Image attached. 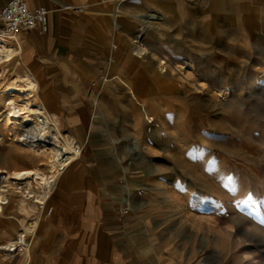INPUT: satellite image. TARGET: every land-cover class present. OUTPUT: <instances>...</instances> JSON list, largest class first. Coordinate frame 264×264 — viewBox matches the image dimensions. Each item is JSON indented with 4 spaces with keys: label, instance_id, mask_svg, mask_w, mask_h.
<instances>
[{
    "label": "rangeland",
    "instance_id": "374dc122",
    "mask_svg": "<svg viewBox=\"0 0 264 264\" xmlns=\"http://www.w3.org/2000/svg\"><path fill=\"white\" fill-rule=\"evenodd\" d=\"M116 2L105 0L91 8L111 11ZM126 10L134 11L131 5ZM138 16L144 30L140 33L137 23L133 32L115 33L117 38L109 35L98 68L96 64L93 68L92 64H75L80 72L91 68L92 75L83 74L82 81L75 80L69 67L63 75L44 76V91L50 93L52 105L61 109L73 128L79 122V112L89 127L96 110L102 118L96 132L87 131L86 167L50 206L48 200L37 232H24L20 196L9 194L1 210L0 242L21 236L27 241L13 249L10 264H97L101 258L115 264L116 256L109 253L106 258L95 250L94 243L89 251L71 252L70 230L82 219L98 224L108 211L107 216L120 224L119 230L107 237L114 252L118 243L129 238L133 212L140 215L145 211L137 204L147 197L156 208L157 229L164 235L162 242L155 238L158 243L148 253L151 264H196L200 260L264 264V39H259L264 35L239 30L243 22L233 24L227 15L209 23L169 18L161 24L160 33L153 28L166 19L163 11ZM29 32L38 37L43 34L38 30L19 33ZM135 34L140 37L134 40L142 41L149 52L142 57L133 50ZM85 35L89 40L91 35ZM149 35H156L157 41ZM169 36L176 41L168 40ZM22 40V60L34 67V62L41 61V53ZM112 44L117 45L113 69L104 75L108 79L103 84L104 56L111 54ZM159 58L169 64L160 77ZM186 59L194 61L193 68L180 74L177 67ZM184 71H188L186 75ZM224 88L228 92L221 97L217 91ZM146 113L153 123L145 119ZM66 131L64 127L63 133L77 141ZM0 134V165L31 167L32 159L9 138L1 118ZM125 176L131 181L129 193L120 187ZM147 187L162 190L149 194ZM124 196L130 197L132 205L125 218L120 212ZM49 208L51 215L46 218ZM26 246L28 259L24 256ZM179 250L186 256H162Z\"/></svg>",
    "mask_w": 264,
    "mask_h": 264
},
{
    "label": "crops",
    "instance_id": "0c3cea01",
    "mask_svg": "<svg viewBox=\"0 0 264 264\" xmlns=\"http://www.w3.org/2000/svg\"><path fill=\"white\" fill-rule=\"evenodd\" d=\"M8 1L9 0H0V9L4 7ZM57 1L82 6L85 9L81 12L85 14L93 13L98 15H80L77 11H70V9L57 6ZM103 1L105 0H27L31 7L43 5L50 10V30L48 33H43L39 35V37L36 34H31L30 32L26 34L23 33L22 35L19 34L22 46V39H25L31 43L28 44L27 47H34L35 51L41 53L40 55L42 56L40 62H34V67H30L29 65L28 67L40 81L41 96L48 108L59 116L63 128L66 127L68 130L66 131L67 134L74 135L79 144L82 146L81 156L68 168H66L63 174L58 178L56 186L47 198L42 211L44 210L48 200L50 206L51 200L56 195L60 196L68 187H70L74 182V177H76L77 174L83 171L86 167L87 159L84 153V145L87 138V131L90 128L89 130L96 132L98 125L101 123L100 119L102 118V114L96 110L92 118V124L89 127L88 120L79 112V122L75 125V128H73L72 125L67 122L61 109L52 105V97L50 93L47 94L44 91L43 81H45V75H63L65 69L68 71L69 67H71L73 69V78L75 80L82 81L83 78L81 75H92V70L90 68L84 70V72H80L75 67V64H92V68L96 65L98 68L99 65H101V56L104 51L103 49L107 44L109 35L113 38H117L115 37V33L126 34L133 32V27L137 23L140 25L139 29L141 33L144 29L142 28L138 15L148 13L156 9L163 11L167 16L164 21L160 22L157 28H153L159 33L162 29L161 24L166 22L169 18L177 21H187L190 23H202L205 21L209 23L210 20H213L216 17L227 15L231 18H228V21H231L233 24L243 22V27H240V25L238 28L239 30L244 32L251 31L253 33L259 32L264 35V0H125L124 2L117 0L113 10L111 11H102L91 8V6H95ZM127 4L131 5L134 11L126 10V7L128 6ZM248 22H251V27L248 26ZM87 33L91 35L89 40L85 35ZM139 37L140 34H135L133 36V50L135 46L134 39H138ZM162 37L164 38L163 34ZM149 38H154L157 41L156 35H153V37L149 35ZM173 38L175 39V37L169 36L168 40H174ZM259 39L263 40L264 37L260 36ZM34 41H40V44H36ZM175 41L176 40L172 42ZM157 43H159V41ZM162 45L163 43H160L159 46L161 47ZM108 56L109 55L104 56L103 61L107 67L104 69L105 74H108L109 72L111 73V69H113L112 65L114 64L112 63L107 65L106 60ZM54 66H57L59 70H54ZM99 177L100 182H104L105 179L103 176L99 175ZM123 179L122 184H120L122 192L129 193L132 190L131 181L127 178V176ZM146 189L149 194H154L162 190L160 187H147ZM86 203L87 202H85V204ZM152 203L153 201L150 197H147V199H145L142 203H140V201L138 202V208L143 206L145 211L140 215L133 212L132 219L128 225V235L126 236L129 238L118 243L114 252L109 246L107 237L112 236L110 234L111 232L118 231L120 224L113 221L111 217L107 216L108 211H105V217L103 216L100 220H98V224L94 223L95 221L91 219H82V222L77 224V227L73 230L67 225L64 226L66 231L71 229L70 237H73V244L69 250L73 253H77L79 249L89 251L92 246L91 243H94L95 250L98 252L101 251L103 256L106 257L109 253L112 255L114 254L116 256L115 264H151L149 262L148 253L152 250L153 246L158 243L155 238L160 237L159 242H162L164 239L162 231L157 229L160 224H157V212L156 208L151 206ZM105 208L106 210H110L109 207ZM50 215L51 210L49 208L46 218ZM159 219L162 221V218L159 217ZM40 223L41 218L39 220V225ZM161 250L162 249L158 248V251ZM162 256L181 258L182 256L185 257L186 254L179 250L174 253H164ZM97 264L108 263L106 259L104 260L101 258L100 262Z\"/></svg>",
    "mask_w": 264,
    "mask_h": 264
},
{
    "label": "bare ground",
    "instance_id": "6f19581e",
    "mask_svg": "<svg viewBox=\"0 0 264 264\" xmlns=\"http://www.w3.org/2000/svg\"><path fill=\"white\" fill-rule=\"evenodd\" d=\"M84 9L82 6L78 8L80 11ZM19 34L0 32V118L2 126L10 135L9 138L25 150L33 165L10 169L0 165V216L3 206L9 200V194H18L19 211L24 216L21 219L24 232L34 234L47 198L65 169L81 156L82 146L63 133L59 116L48 108L42 98L39 79L22 60L23 46ZM134 42L137 43L134 49L137 55L142 57L149 53L141 41ZM192 62V59L183 61L177 67L180 74L183 69H192ZM18 66H22L23 70H17ZM168 66L166 60L159 58L158 77L167 71ZM184 72L186 75L188 71ZM104 77L103 84L108 79ZM256 84L257 80L255 86ZM227 92L224 88L217 91V94L225 97ZM149 118L146 113L145 119L148 121ZM2 141L0 134V142ZM26 242L24 236L17 240L0 242V264L13 262V249ZM29 252V247L26 246V259L29 258Z\"/></svg>",
    "mask_w": 264,
    "mask_h": 264
},
{
    "label": "built area",
    "instance_id": "2783aa9c",
    "mask_svg": "<svg viewBox=\"0 0 264 264\" xmlns=\"http://www.w3.org/2000/svg\"><path fill=\"white\" fill-rule=\"evenodd\" d=\"M56 5L61 8L81 12L78 10L81 6L58 1L56 2ZM49 13L50 10L43 5L31 7L27 0H9L4 7L0 9V32L14 35L20 31L38 30L40 33H48L50 30ZM111 49L112 52L107 57L108 64H112L115 60L113 54L117 49V45H111ZM104 75L105 73L100 74V79L104 80ZM148 122L153 123V117L149 118ZM121 203L122 207L120 208V212L125 218V214H127L132 208L130 197H122ZM197 264L211 263L205 260H200Z\"/></svg>",
    "mask_w": 264,
    "mask_h": 264
}]
</instances>
